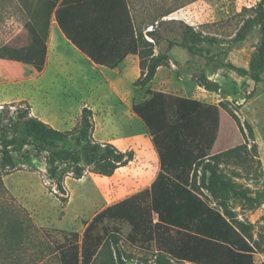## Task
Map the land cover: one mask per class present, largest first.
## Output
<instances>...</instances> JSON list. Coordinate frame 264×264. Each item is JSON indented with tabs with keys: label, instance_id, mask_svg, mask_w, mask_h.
<instances>
[{
	"label": "trees",
	"instance_id": "trees-1",
	"mask_svg": "<svg viewBox=\"0 0 264 264\" xmlns=\"http://www.w3.org/2000/svg\"><path fill=\"white\" fill-rule=\"evenodd\" d=\"M18 1L27 17L25 29L31 42L21 47H0V60L31 66L37 73H42L46 66L53 17L65 38L96 66L114 70L128 56L138 57L142 72L134 87L140 89L152 84L158 70L168 65V52L172 48L180 47L197 56L205 52L202 45L222 42L182 23L181 41L170 40L167 52L156 54L155 45L138 33L128 0ZM252 12L233 41H245L259 28V60L253 78L260 81L264 61V0ZM147 35L154 42L160 39L156 31ZM237 70L249 73L245 69ZM202 86L209 91L219 89L206 78ZM146 94L147 98L134 101L133 112L152 139L160 172L150 188L99 212L82 235L62 231L64 241L54 242L61 264H132L121 249L123 225L130 228L127 242L150 254L153 264H257L260 244L254 238L255 227L239 218L231 201L239 198L256 203L258 196H251V190L236 181L241 178L238 172L228 174L225 170L231 164H246L251 156L258 158L257 149L251 155L246 143L199 160L191 185H184L181 181L211 134L210 108L200 100L171 93L149 89ZM4 115L0 111L6 166L15 168L8 149L17 141L9 137L10 128L15 126L22 137L12 151L21 152L31 145L39 153H46L47 173L63 195L68 173L76 180L88 172L111 177L134 160V152H123L94 138L93 111L87 107L82 109L71 131L58 130L33 116L29 104L25 109L19 106L6 127ZM69 143L73 148L67 147ZM64 164L67 168H61ZM141 264L149 261L146 259Z\"/></svg>",
	"mask_w": 264,
	"mask_h": 264
},
{
	"label": "rangeland",
	"instance_id": "rangeland-1",
	"mask_svg": "<svg viewBox=\"0 0 264 264\" xmlns=\"http://www.w3.org/2000/svg\"><path fill=\"white\" fill-rule=\"evenodd\" d=\"M260 1L128 0L138 33L155 45L156 54L167 52L170 40L181 41L182 23L222 42L214 46L202 45L205 52L197 56L180 47L172 48L168 52V65L158 70L155 80L145 89L134 87L142 72L140 59L129 81L117 83L115 75L104 74L91 63L80 61L81 57L72 45L59 42L50 63L59 66L61 72L48 75L47 86L52 108L60 110L54 121L57 129L73 130L80 119L76 112L83 107L93 110L95 123L105 115L122 117L121 121L107 124L105 133L111 139L109 135L115 133V128L133 132L132 148L127 152L135 155L131 171L135 176L146 163L149 173H153L159 165V158L142 121L138 117L135 122L129 119L133 115V102L147 98L146 92L150 89L207 104L211 112V135L203 155H214L246 143L251 155L255 154V149L259 153L258 158L251 156L246 164H231L225 170L228 174L238 172L241 178L236 181L243 188L250 189L251 196H258L256 203L233 198L231 207L241 220L254 225V238L260 244L255 260L257 264H264V61L260 81L253 78L259 60L260 30L255 28L245 41H233ZM26 21V14L17 0H0V47H21L30 43ZM150 31L158 33V42L147 35ZM13 65L23 70L13 68ZM237 68L247 70L248 75ZM0 69L11 74V77L3 75L4 78L0 79L1 89L20 86L28 71L37 76L31 66L10 61L0 60ZM203 78L216 83L219 89H205ZM19 106L25 109L28 103L0 104V111L5 112L4 127ZM100 130L98 123L96 134ZM9 137L16 138L14 145L19 144L20 129L12 126ZM14 145L8 148L15 162V168L11 169L4 161L6 148L0 134V264H61L54 242L64 241L62 231L82 235L104 207L107 197L112 196V187L123 190L116 200L137 188L111 186L108 178L93 172H88L81 180L68 173L64 178L66 194L63 195L47 173L46 153H39L31 145L25 146L21 152H13ZM67 147L73 148V144L69 143ZM61 168H67V165ZM122 229L121 249L132 264H141L146 259L153 264L150 254L127 242L130 228L123 225Z\"/></svg>",
	"mask_w": 264,
	"mask_h": 264
},
{
	"label": "crops",
	"instance_id": "crops-1",
	"mask_svg": "<svg viewBox=\"0 0 264 264\" xmlns=\"http://www.w3.org/2000/svg\"><path fill=\"white\" fill-rule=\"evenodd\" d=\"M18 3L21 6L19 1H18ZM21 8H22V6H21ZM129 8H130V5H129ZM130 10H131V8H130ZM131 14H132V11H131ZM132 16H133V14H132ZM59 42L69 43L70 45H72L65 38V36L63 35L61 29L59 28V26L57 24L56 19L53 17V19L51 21V25H50L49 40H48V54H47V62H46L45 69L43 70L42 73L36 72L37 76H32L31 71H28V74L22 78L21 85L18 87H14L11 89H9V88L8 89H1L0 88V104H9L12 102H23V101H25L30 105L31 113L33 116L37 117L38 119L42 120L43 122L50 124L51 126L54 127V121H56L57 116H59L60 110L58 109L57 111H55L54 108H52V101H51V97H50L49 92H48L49 87L47 86L48 85L47 77L50 74H53L55 76L61 72L59 66L55 65L53 62L50 63V58L54 57L55 52H57V45ZM74 49H75V51H78L77 52L78 56L81 57L80 61L86 62L89 64L91 63L90 65H92L96 69H101V71L104 74L112 73L113 75H115L118 78L117 83L122 82V83L126 84L129 81L133 72L136 70L137 65L139 63L138 57L128 56L117 69L110 70V69H106L104 67L96 66L87 57H85L77 48L74 47ZM13 68L23 70V68H20V66H18V65H13ZM3 75L7 76V78L11 77L10 73L4 72L3 70L0 69V79L4 78ZM52 81H54V80L52 79ZM182 97H185V96H182ZM186 98H190V97H186ZM82 109L79 108L77 110L76 113L78 116H81ZM132 113H133V115L129 119H131L132 122H135L137 116L133 112V104H132ZM93 116H94V112H93ZM103 117H104V119L101 118L100 120L99 119L96 120L97 123H95L94 138L101 143L113 144L119 150H121L123 152H127V151L131 150L132 144H133V139H134L133 132H130L129 130L128 131H122L119 128L118 129L115 128V130H114L115 133H113L112 135H109L111 139H108V135H107V133H105V129H106V127L108 128L109 124L115 123L116 120L121 121L122 117L118 118V117H115L112 115H105ZM69 119H70V115L68 117V120ZM94 122H95V120H94ZM98 123H100L101 130H100V133H98V131H97V134H96ZM105 123H106V125H104ZM54 128H56V127H54ZM58 130H60V129H58ZM210 135H209L204 147L202 148V150L197 154L195 162L188 169L187 174L185 175V177L181 181L184 185H187V186L191 185L192 175H193V171H194L196 162L199 160L206 159V158L213 156V155H210V156L203 155V152L206 150L207 143L210 139ZM130 140L132 141L131 143H130ZM220 152H223V151H220ZM134 162L135 161L133 160L127 166L121 167L120 169H118L115 172V174L113 176L104 177V178L109 179V184L111 186L116 184V185H118V187L120 186V187L134 188V186H135L137 188L131 189L132 192L129 195L124 196L123 198L116 200V198H118L122 194L123 190L116 188V187H112V189H111L112 190V196L107 197V201L102 205V206H104L102 208V210L106 209L109 206L117 204L123 200H126L127 198H129V197H131V196H133V195H135L141 191H144L145 189L150 188L151 185L154 183V181L156 180V178L160 172V161H159L158 167L156 168V170L153 173H149L148 163H146L145 165H143L142 168H140L141 172L137 176L131 175V171H132V167H133ZM263 162H264V160H263ZM263 167H264V164H263Z\"/></svg>",
	"mask_w": 264,
	"mask_h": 264
}]
</instances>
